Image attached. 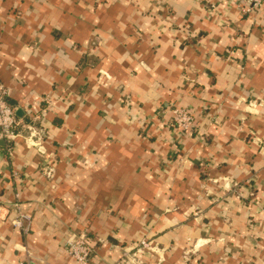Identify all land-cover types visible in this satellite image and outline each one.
<instances>
[{
	"label": "crops",
	"instance_id": "crops-1",
	"mask_svg": "<svg viewBox=\"0 0 264 264\" xmlns=\"http://www.w3.org/2000/svg\"><path fill=\"white\" fill-rule=\"evenodd\" d=\"M0 77L25 123L0 141V264H77L81 232L89 264H264V2L0 0Z\"/></svg>",
	"mask_w": 264,
	"mask_h": 264
},
{
	"label": "built area",
	"instance_id": "built-area-1",
	"mask_svg": "<svg viewBox=\"0 0 264 264\" xmlns=\"http://www.w3.org/2000/svg\"><path fill=\"white\" fill-rule=\"evenodd\" d=\"M242 6V10L246 13L257 11L264 0H239ZM9 90L3 83L0 77V140L5 142V153L7 156L12 157L14 153L15 139L23 134L22 119L18 117L16 108L8 101ZM173 120L172 126L177 132L176 139L180 140L190 131L195 128V117L189 112L187 108L173 106L172 107ZM31 130L30 135L26 136L27 143L40 145L41 137L39 133L32 127L27 125ZM46 174H50L49 170L45 171ZM14 177H18V173H13ZM16 209V215L12 219V223L15 228L22 231L24 234H28L32 226V216L21 209L20 203H14ZM153 248L152 241L145 237L138 240L133 246L127 247V255L130 256V261H139L137 254L144 253L145 250ZM66 250L70 256H72L77 264H89L92 256L94 255V247L89 242V236L86 232L77 233L71 235L66 241ZM27 253L31 255L30 251ZM131 256L133 259H131ZM134 260V261H133ZM16 264H29L19 261ZM120 264V262L115 263Z\"/></svg>",
	"mask_w": 264,
	"mask_h": 264
},
{
	"label": "water",
	"instance_id": "water-1",
	"mask_svg": "<svg viewBox=\"0 0 264 264\" xmlns=\"http://www.w3.org/2000/svg\"><path fill=\"white\" fill-rule=\"evenodd\" d=\"M0 141L4 142L3 140H0ZM4 143H5V142H4Z\"/></svg>",
	"mask_w": 264,
	"mask_h": 264
}]
</instances>
